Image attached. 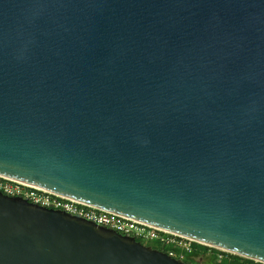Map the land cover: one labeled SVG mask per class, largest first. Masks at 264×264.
I'll return each mask as SVG.
<instances>
[{"label": "water", "instance_id": "1", "mask_svg": "<svg viewBox=\"0 0 264 264\" xmlns=\"http://www.w3.org/2000/svg\"><path fill=\"white\" fill-rule=\"evenodd\" d=\"M0 176L264 263V0H0ZM0 264H188L0 192Z\"/></svg>", "mask_w": 264, "mask_h": 264}, {"label": "built area", "instance_id": "2", "mask_svg": "<svg viewBox=\"0 0 264 264\" xmlns=\"http://www.w3.org/2000/svg\"><path fill=\"white\" fill-rule=\"evenodd\" d=\"M0 192L9 197L23 198L32 204L44 208L63 211L72 216L92 222L100 227L114 230L122 235L133 236L141 241L160 243L168 248V252L166 253L170 257L186 263L189 261L190 263L188 264H203L211 255V251H209L205 256L207 257L206 259L201 256L194 257L193 254L196 244H203L193 239L150 227L132 219L103 211L3 176H0ZM207 247L213 248L210 246ZM219 251H221V253L216 255V262L217 264H223L228 254L232 253L223 250Z\"/></svg>", "mask_w": 264, "mask_h": 264}, {"label": "trees", "instance_id": "3", "mask_svg": "<svg viewBox=\"0 0 264 264\" xmlns=\"http://www.w3.org/2000/svg\"><path fill=\"white\" fill-rule=\"evenodd\" d=\"M137 241L141 242V240L137 239ZM153 248L158 249L160 251L163 252H168V248L160 243H157V246H153ZM211 251V255L210 257H205L207 255V253ZM221 253V251L215 249V248H209L207 246L204 245H200V244H196L195 246V252L193 254L194 257L197 256H201L204 257V259H206L204 261V263L208 262V263H212V264H217L216 262V255ZM227 256V255H226ZM187 263H190L189 261H187ZM223 264H264V263H260V262H256L254 260L251 259H247V258H243L241 256L238 255H233V254H228L227 258H225V260L223 261Z\"/></svg>", "mask_w": 264, "mask_h": 264}, {"label": "rangeland", "instance_id": "4", "mask_svg": "<svg viewBox=\"0 0 264 264\" xmlns=\"http://www.w3.org/2000/svg\"><path fill=\"white\" fill-rule=\"evenodd\" d=\"M141 242H142L144 245H146V246H152V247H153V246H154V247L157 246V242H152V241H141ZM212 263H213V262H212ZM212 263H211V264H212ZM203 264H210V263H208V262L206 263V262H205V263H203Z\"/></svg>", "mask_w": 264, "mask_h": 264}]
</instances>
